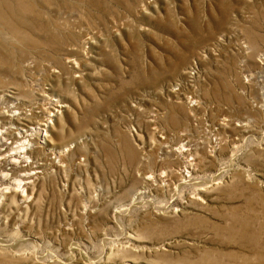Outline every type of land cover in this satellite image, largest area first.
<instances>
[{
    "label": "rangeland",
    "instance_id": "obj_1",
    "mask_svg": "<svg viewBox=\"0 0 264 264\" xmlns=\"http://www.w3.org/2000/svg\"><path fill=\"white\" fill-rule=\"evenodd\" d=\"M0 89V264H264V0H0Z\"/></svg>",
    "mask_w": 264,
    "mask_h": 264
},
{
    "label": "bare ground",
    "instance_id": "obj_2",
    "mask_svg": "<svg viewBox=\"0 0 264 264\" xmlns=\"http://www.w3.org/2000/svg\"><path fill=\"white\" fill-rule=\"evenodd\" d=\"M9 90V89H7ZM6 89H0V105H3V104H6L5 107H7L5 113H8V118L10 120V124H12L11 126H5L4 123H6L5 121H3L1 118V116H5L3 115V112L1 113V109H0V141L3 140V135L4 133H9V134H16V137L18 139V141L16 140V143L17 145L15 146L16 149L18 150V152L20 153V155H22L23 157H26L28 151L33 147V143H34V135L35 134H38V133H43V130H45L43 128V126H40V127H37V126H31V127H28V126H25L23 127V125H20L18 124V121H20L19 119H21V116L24 115V116H29L31 113H37L35 111V107L34 106L33 108L29 109V110H26V111H20L18 110V104L20 102H16L15 100H11L12 103H7L5 101V99L7 98V94L8 92ZM9 96V94H8ZM10 96H13V95H10ZM21 104V103H20ZM2 108V107H1ZM40 112V111H38ZM56 112V111H55ZM58 112L60 111H57L56 112V115L58 114ZM52 113V116H55V113L53 112H50ZM52 116H48L47 119H46V123H43L44 125L51 127L55 124V122H53V119H52ZM16 124L17 126L13 125V124ZM20 123V122H19ZM50 123V124H49ZM21 124V123H20ZM2 127H5V128H2ZM21 141V142H19ZM7 144V142H5ZM38 172L40 171H34V172H31L29 173V177H33L36 178ZM8 180H5L2 182V186L0 188V197L1 199H3L7 194V191L8 190H11L12 191H16V193H20L18 192V190H22L23 192H27L28 189L30 188V182L27 181V179H20L18 178L17 181H10L7 183ZM3 184H7V185H3ZM21 191V192H22ZM26 194V193H24ZM19 195H23V194H19Z\"/></svg>",
    "mask_w": 264,
    "mask_h": 264
}]
</instances>
